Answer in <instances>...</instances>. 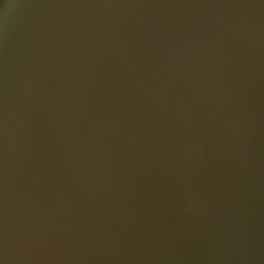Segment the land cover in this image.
<instances>
[{
  "label": "water",
  "instance_id": "water-1",
  "mask_svg": "<svg viewBox=\"0 0 264 264\" xmlns=\"http://www.w3.org/2000/svg\"><path fill=\"white\" fill-rule=\"evenodd\" d=\"M0 264H264V0H0Z\"/></svg>",
  "mask_w": 264,
  "mask_h": 264
}]
</instances>
